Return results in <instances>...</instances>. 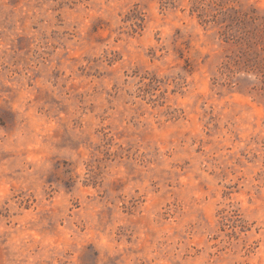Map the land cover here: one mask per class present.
Listing matches in <instances>:
<instances>
[{
  "label": "rangeland",
  "instance_id": "374dc122",
  "mask_svg": "<svg viewBox=\"0 0 264 264\" xmlns=\"http://www.w3.org/2000/svg\"><path fill=\"white\" fill-rule=\"evenodd\" d=\"M0 264H264V0H0Z\"/></svg>",
  "mask_w": 264,
  "mask_h": 264
}]
</instances>
